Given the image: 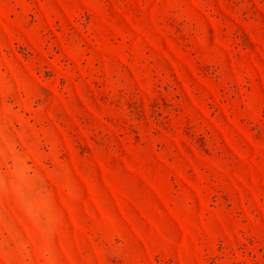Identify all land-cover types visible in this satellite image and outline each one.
<instances>
[{"label": "rangeland", "instance_id": "1", "mask_svg": "<svg viewBox=\"0 0 264 264\" xmlns=\"http://www.w3.org/2000/svg\"><path fill=\"white\" fill-rule=\"evenodd\" d=\"M0 180V264H264V0H0Z\"/></svg>", "mask_w": 264, "mask_h": 264}, {"label": "clouds", "instance_id": "2", "mask_svg": "<svg viewBox=\"0 0 264 264\" xmlns=\"http://www.w3.org/2000/svg\"><path fill=\"white\" fill-rule=\"evenodd\" d=\"M20 175H26V173L21 172ZM0 184H2V180H0ZM13 187L20 191V193L23 195L22 189L19 188V186L15 182L13 183Z\"/></svg>", "mask_w": 264, "mask_h": 264}]
</instances>
